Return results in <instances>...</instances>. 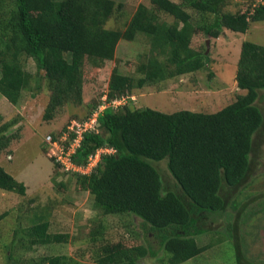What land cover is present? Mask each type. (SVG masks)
Wrapping results in <instances>:
<instances>
[{
	"label": "trees",
	"instance_id": "trees-1",
	"mask_svg": "<svg viewBox=\"0 0 264 264\" xmlns=\"http://www.w3.org/2000/svg\"><path fill=\"white\" fill-rule=\"evenodd\" d=\"M232 1L149 0V4L140 3L131 17L125 16L123 26L110 28L107 23L122 13V2L0 0V93L17 104L34 78L36 88L41 87L40 81H47L51 95L44 117L48 120L65 104L84 103L85 64L104 67L106 61L116 58L122 39L144 41L135 71L121 73L117 64L109 79L108 100L130 95L128 103L104 109L71 159L86 166L98 149L114 151L104 153L90 173L68 170L55 156L51 158L77 178L78 187L92 194L103 213L141 218L161 239L167 264H181L206 250L208 245H200L196 237L207 230V219L227 213L250 177L254 138L264 125V111L257 103L264 91V45L251 40L242 43L236 81L245 92L218 111L167 113L132 108L130 101L136 99L132 92L208 68L206 44L203 49L194 47L195 35L218 38L225 28L246 33L253 22L264 21V0H241L247 6L244 12L240 7L234 12L227 9ZM29 58L38 67L35 75L26 68ZM99 105H91L85 118ZM14 124L16 120H10L0 126V153L11 142L6 132ZM52 135L55 139L56 134ZM75 136L72 132L64 142L66 149ZM160 161L165 162L176 189L166 186L163 172L154 165ZM0 188L27 193L26 184L2 165ZM6 213L0 214V221ZM42 219L17 229L15 240L20 247L33 249L68 241L69 233L50 232V221ZM93 222L91 264H139L148 255H158L140 236L107 239L106 225L98 219ZM72 262L67 255L57 254L14 264Z\"/></svg>",
	"mask_w": 264,
	"mask_h": 264
},
{
	"label": "rangeland",
	"instance_id": "rangeland-1",
	"mask_svg": "<svg viewBox=\"0 0 264 264\" xmlns=\"http://www.w3.org/2000/svg\"><path fill=\"white\" fill-rule=\"evenodd\" d=\"M116 1L124 5L122 13H117L107 23L110 28L123 26L124 17H131L140 3L149 4V0ZM237 2L233 0L227 9L233 12L239 7L243 12L247 10L244 1ZM189 11L193 12L191 8ZM161 15L169 22L173 21L172 16L164 12ZM245 40L264 45V21L253 22L246 33L225 28L218 38H207L203 33L195 35L194 47L203 49L206 44V51L209 48L208 68L135 90L132 94L136 99L130 101L132 108L150 107L167 113L179 110L215 112L230 104L245 92L236 81L238 60ZM144 47L143 40L130 42L122 39L116 58L106 61L104 67L85 64L84 103L65 104L50 120L44 117L51 95L47 81H40L41 87L36 88L37 77L34 78L17 104L0 93V114L3 116L0 126L16 120V124L6 132L11 142L0 153V165L27 186L26 195L0 188V214L7 212L0 221V264L30 262L57 254L73 259L71 264H91L93 259L89 256L93 245L89 242V233L94 219L106 225L107 239L117 241L140 236L148 247L158 252L155 257L148 255L142 258L139 264L168 263V254L161 246V239L151 232L149 226L141 218L105 214L98 209L92 194L80 189L77 178L51 158L55 153L46 141L48 134H56L55 139H59L73 120L84 121L91 105L95 102L101 104L107 94L114 66L118 64L121 73H133ZM26 68L36 74L38 67L33 58L26 61ZM41 72L43 74L44 70ZM257 103L264 111V91ZM251 158V174L238 192L237 201L228 207L227 213H217L207 219L204 224L207 230L196 237L200 245L208 247L202 254L181 264H264V125L255 135ZM162 161L167 164V159ZM165 162L157 165L155 162L154 165L163 172L166 186L176 189ZM41 218L50 221V232L69 233L68 241L38 245L33 249L20 247L15 240L17 229L39 222Z\"/></svg>",
	"mask_w": 264,
	"mask_h": 264
},
{
	"label": "built area",
	"instance_id": "built-area-1",
	"mask_svg": "<svg viewBox=\"0 0 264 264\" xmlns=\"http://www.w3.org/2000/svg\"><path fill=\"white\" fill-rule=\"evenodd\" d=\"M129 98L130 95H123L121 98H117L112 101H109L106 94L105 96H103L102 103L93 113V115L89 117V119H86L81 122H77L76 120H73L67 126V130L63 132V135L60 136L59 139H54L52 134L46 135V141L49 143V145L51 144L50 145L51 149L55 153V155L53 156H55L58 161L63 163L65 168L68 170L90 173L93 170V168L99 163L101 156L104 153L113 152L114 150L109 148L98 149L95 155L90 157L89 163L86 166H81L80 164L78 165L75 162H72L71 155L75 152L76 148L79 146L80 142L82 141L84 137V133L87 130H91L95 128L98 121V117L104 109L108 107L118 108L119 106L128 103ZM132 98L134 99L135 97L132 96ZM72 132H75L76 136L71 141L69 148L66 149L64 142L69 139ZM52 146L55 149H53Z\"/></svg>",
	"mask_w": 264,
	"mask_h": 264
},
{
	"label": "water",
	"instance_id": "water-1",
	"mask_svg": "<svg viewBox=\"0 0 264 264\" xmlns=\"http://www.w3.org/2000/svg\"><path fill=\"white\" fill-rule=\"evenodd\" d=\"M207 44H208V46H209V42H207ZM208 51H209V48H207V51H206V53H208Z\"/></svg>",
	"mask_w": 264,
	"mask_h": 264
}]
</instances>
